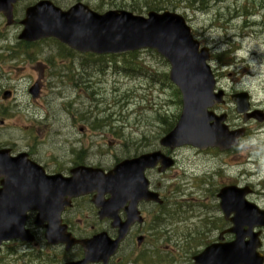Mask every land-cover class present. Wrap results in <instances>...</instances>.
<instances>
[{
    "label": "rangeland",
    "instance_id": "1",
    "mask_svg": "<svg viewBox=\"0 0 264 264\" xmlns=\"http://www.w3.org/2000/svg\"><path fill=\"white\" fill-rule=\"evenodd\" d=\"M56 1L62 7H70L77 2ZM81 1L94 9L101 6L105 11L126 10L143 15L152 5L158 4L186 15L196 35L203 43L213 47L215 54L229 50L236 52L234 48L239 50L234 56L225 55L214 62L218 88L248 91L253 97L254 108L264 109V0ZM191 1L194 4L190 6ZM198 8H206V11H196ZM22 18L23 12L19 9L17 22L8 27L0 16V116H7L4 117V125L0 122V146L10 145L17 150L31 148L57 160L63 154H68L69 145L64 144L65 138L70 134L80 138L77 134L79 127L85 126L91 132L86 142L90 145L94 164L110 167L117 159L159 147L161 137L176 123L182 109L176 90L164 77L169 72V64L147 50L139 52L137 56H91L61 49L54 41L27 47L18 41ZM54 71L64 78L62 80L70 81L75 79V74H81V99H75L78 92L69 85L56 88L60 79L52 80L53 77L48 76L53 75ZM42 75L46 78L45 82L55 84V95L49 99L52 90L47 83L42 100L34 102L28 88ZM83 78L85 82H82ZM8 90L13 92V98L4 101L3 92ZM62 94L68 98L67 102L74 100V108L81 113V119L85 118L84 121L69 123L67 113L60 106ZM42 104L56 118L55 121L41 123L45 119V112L40 108ZM226 109L231 115L230 125L234 128L242 126V118L236 115L234 106H227ZM66 125L69 130L65 128ZM247 126L248 135L240 150L231 154L213 152L198 156L191 149L180 152V165L171 174V177L175 176L171 184L183 181L182 175L186 170L201 172L208 169L212 172L207 180L216 185L224 175L220 169L226 171L225 176L233 175L241 170L239 165L248 159L261 164V176L264 178V125L250 122ZM197 185L203 188L201 182ZM172 188L173 203L187 199L186 196L177 198L182 190L181 185H173ZM168 189L166 186L165 194H168ZM254 200L264 204V195ZM38 235L42 233L38 232ZM176 241L174 239L172 243ZM145 255L148 257L146 262ZM55 256L56 252L46 246L7 245L0 251V264H60ZM173 257L177 258L178 253H174ZM138 258L143 259L139 264L151 261L172 263V260L162 257L157 249L142 252Z\"/></svg>",
    "mask_w": 264,
    "mask_h": 264
},
{
    "label": "water",
    "instance_id": "2",
    "mask_svg": "<svg viewBox=\"0 0 264 264\" xmlns=\"http://www.w3.org/2000/svg\"><path fill=\"white\" fill-rule=\"evenodd\" d=\"M12 1L14 2V0L6 1L1 10L6 12ZM8 11L9 13L6 12V14L11 22L12 8ZM23 23L25 30L21 36L22 39L37 41L55 38L82 53L115 54L141 48H153L160 52L171 64L170 79L177 85L183 98V112L180 120L175 129L162 141V145L172 149L191 145L201 150L213 147L226 151L237 146L239 139L244 136V130H229V127L224 124L226 115L219 117L210 111L216 104L224 103L223 92L214 93L215 79L210 67L206 65V61L210 59L209 52L207 49L200 51V44L193 40L190 29L181 17L168 12L162 15L150 13L149 19L136 17L128 12H109L100 16L82 5H77L64 13L50 3H44L29 9L27 19ZM31 92L36 97L38 88L35 87ZM232 99L238 105L237 112L245 114V121L251 118L260 122L264 121L263 112L246 114L249 110L248 94L236 95ZM158 159L154 155L144 157L119 166L109 175L88 172L91 174L89 182L102 183L110 188L117 185L125 187L132 185L129 188H136L139 185L135 181L136 176L140 177L139 173L147 167L156 166ZM162 163L164 167L170 166L164 161ZM0 178L3 179L0 189V247L3 242L15 239L33 241V237L25 229L27 212L30 210L40 209L45 215L49 208L53 210L56 204L61 203L58 200L62 194L67 195L70 191L71 196L72 190L75 189L76 194H72L73 197L88 191H80L85 187L69 185L65 182H47L43 172L34 164L27 162L23 156L11 158L9 152L5 150L0 151ZM47 188L59 190L62 193L56 195L53 192L41 201L37 193ZM140 195L141 198H146L142 193ZM222 203L224 211L233 210L240 217L245 211L243 194L240 197H226ZM240 217L237 219L235 229L238 235L236 243L222 248V256L214 254L215 261L220 257L223 264H240L248 263V261L249 264H261L260 259L254 255L255 246L251 245L247 248L241 241L246 234L239 229L242 224ZM57 219H59L58 216L57 218L52 215L41 216L38 218V223L41 224L45 220L50 222L46 233V239L50 244L66 242L70 246L69 242L59 240L57 237ZM84 245L88 255L81 264H86L88 259H98L102 249L94 251L92 247ZM116 248L115 244L111 254Z\"/></svg>",
    "mask_w": 264,
    "mask_h": 264
},
{
    "label": "flooded vegetation",
    "instance_id": "3",
    "mask_svg": "<svg viewBox=\"0 0 264 264\" xmlns=\"http://www.w3.org/2000/svg\"><path fill=\"white\" fill-rule=\"evenodd\" d=\"M155 151V150H153ZM176 152V151H175ZM175 152H171V151H165L164 153L169 156L172 157L173 159L176 160L177 162V157L175 155ZM198 153H200V151H198ZM29 155L31 157V159H33L34 161H36L37 163L44 165L45 169L47 170V172L50 173L49 170V162L46 161V159H43V155L41 156H37L36 154H34V152H29ZM78 166H84V165H92L91 164V158L87 157V158H83L80 159L78 161ZM158 173V168L156 170H149L147 171V175L150 178V175L152 176L155 173ZM161 184L158 183V187H160ZM229 185H236L235 183L229 184ZM151 191H157L159 192L161 198H167L164 193L162 191H160L159 188H155L152 181H151ZM217 193L215 194V197L217 198ZM208 196H213L212 194H208ZM108 198V197H107ZM92 201V197H85L82 199L77 200L76 202L82 203V205H87L88 208L82 209L81 207H79L78 209H74L73 211H71L70 209H67L66 212L64 213V221L65 218L68 221V223H66L65 225L67 226L68 230L77 238L80 239H85V238H89L92 237L93 235L97 234V232H103L106 231L109 233V235L112 238H116L118 235V231L113 229L111 227V222L110 221H98V219H96V221H94V225H90L88 226V224L84 225L80 220L76 221L74 224L75 226L73 227V223H70L69 218L70 217H74L76 215H80V214H87V213H91L94 212V218L98 217V210L95 209V207L92 205L91 203ZM74 204V201H73ZM166 202H164L163 204L159 205L155 202H145L142 201L139 205V211L141 216L144 219V224H137L134 225L131 230L129 231L126 239L124 240V242L122 243L123 246L125 243H128V250L133 249L135 246L134 244L138 245V249L141 248L145 243L149 242L150 237H152L151 235L153 233H155L156 231H159L161 233H166L167 235L172 234L173 230L171 228V226L168 224V222L170 221V215L168 212H165V208H166ZM86 206V207H87ZM120 216L123 220L127 219L126 216H128L127 212H123L121 211ZM89 219V218H87ZM224 220V219H223ZM151 221V222H150ZM150 222L151 224L149 225ZM99 224H103L106 228L103 229H97V227L99 226ZM85 227V228H84ZM144 227H147L146 230H143ZM233 227V224L228 221L226 222L224 220L223 224L222 222H219V220H213L211 221L208 225L207 224H200L197 225L195 228L194 233L201 232L200 234H198V238L204 235H207L208 238L207 240L209 241V245L213 244V243H217L221 237V234L224 233L226 230H229ZM256 231L258 232H263V229H257ZM146 233V235H145ZM225 242H231L234 240V236L232 234H226L223 237ZM187 245H192V241H190L189 243L186 244ZM206 246V247H207ZM121 248V247H120ZM123 248V247H122ZM189 248V247H188ZM204 245L201 246L200 249V253L203 252L204 250ZM137 249V250H138ZM198 252V253H199ZM263 254H264V248H263ZM120 256V255H119ZM117 255L111 259L109 264H123L122 260L120 259V257Z\"/></svg>",
    "mask_w": 264,
    "mask_h": 264
},
{
    "label": "trees",
    "instance_id": "4",
    "mask_svg": "<svg viewBox=\"0 0 264 264\" xmlns=\"http://www.w3.org/2000/svg\"><path fill=\"white\" fill-rule=\"evenodd\" d=\"M154 9L157 10V11L163 10V8H158V7L154 8Z\"/></svg>",
    "mask_w": 264,
    "mask_h": 264
}]
</instances>
